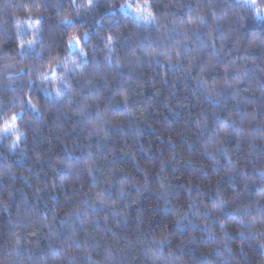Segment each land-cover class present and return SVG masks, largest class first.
Masks as SVG:
<instances>
[{
  "label": "trees",
  "instance_id": "16d2710c",
  "mask_svg": "<svg viewBox=\"0 0 264 264\" xmlns=\"http://www.w3.org/2000/svg\"><path fill=\"white\" fill-rule=\"evenodd\" d=\"M147 2L0 0V264H264V0Z\"/></svg>",
  "mask_w": 264,
  "mask_h": 264
},
{
  "label": "snow or ice",
  "instance_id": "6c2138e0",
  "mask_svg": "<svg viewBox=\"0 0 264 264\" xmlns=\"http://www.w3.org/2000/svg\"><path fill=\"white\" fill-rule=\"evenodd\" d=\"M246 3H248L251 7L255 8L257 7V0H245ZM89 3H91V0H89ZM131 8L132 7V4L129 3L127 5H121V8ZM136 11L141 13V18L142 19H145L147 20L149 17L152 16V12L150 11V5L149 3L147 2V0H145V3L142 4V5H137V8H136ZM146 14V15H145ZM264 15V13H261L259 11V9L257 10V16H262ZM17 23H19V21H17ZM37 23H39V21H37ZM64 23H71V21H68V20H65ZM85 36H87V34H85ZM110 39V38H109ZM80 40L81 38L80 37H77V36H72L70 39H69V45H79L80 43ZM31 43V42H29ZM55 70H53L54 72ZM46 78V77H45ZM29 105H31V100L29 99L28 102H27ZM32 107L35 109V105H32ZM18 119V116L16 114H13L12 117L10 118V121H6L5 124H4V128H3V132L4 133H9L11 127H12V124ZM19 141V137H17L16 141H14V145L15 143H17ZM97 195H103V193H98Z\"/></svg>",
  "mask_w": 264,
  "mask_h": 264
},
{
  "label": "rangeland",
  "instance_id": "374dc122",
  "mask_svg": "<svg viewBox=\"0 0 264 264\" xmlns=\"http://www.w3.org/2000/svg\"><path fill=\"white\" fill-rule=\"evenodd\" d=\"M136 8L134 5H132V7L129 9L127 7L123 8L124 13H129L131 14L133 17H135L138 21H140L143 24H147V25H152L153 20L151 19V17H149L147 20L142 19L141 18V13L136 11ZM146 15V14H145ZM74 48L77 49L79 48V45H75L74 44Z\"/></svg>",
  "mask_w": 264,
  "mask_h": 264
}]
</instances>
